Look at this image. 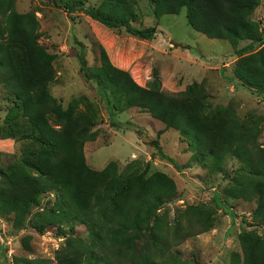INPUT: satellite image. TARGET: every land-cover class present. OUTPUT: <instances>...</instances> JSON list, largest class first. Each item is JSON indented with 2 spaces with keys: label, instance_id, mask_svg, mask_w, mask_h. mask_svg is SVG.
<instances>
[{
  "label": "trees",
  "instance_id": "trees-1",
  "mask_svg": "<svg viewBox=\"0 0 264 264\" xmlns=\"http://www.w3.org/2000/svg\"><path fill=\"white\" fill-rule=\"evenodd\" d=\"M12 0H0L4 32H0V82L15 99L18 115L30 128L20 137L35 142L33 152H22L0 168V216L11 214V224L26 223L36 232L48 225L65 224L73 230L76 223L86 229L85 238L68 234L54 250V264H190L171 254L170 248L203 233L215 225V208L203 204L184 206L167 223L163 207L176 198L173 180L163 172L149 173V163L131 160L121 168L109 159L95 169L88 166L83 141L95 135L92 126L98 117L96 107L84 96L72 98L65 107L50 94L53 78L52 54L37 42V21L33 12H16ZM69 12L63 0H50ZM153 15L177 12L171 3L185 6L189 27L208 38L227 40L235 49L232 74L237 83L264 101V44L256 52L245 49L261 42L257 23L251 13L256 0H147ZM130 0H102L88 6L86 14L106 26H123L130 34L146 40L156 32L154 26L132 25ZM79 69L91 79L107 118L115 128H130L113 119L116 111L138 106L150 117L173 128L186 141L189 162L223 173L227 185L222 195L214 192V206L224 208L222 197L254 203L251 220L264 213V150L257 143V129L244 126L231 108L211 104L202 82H193L176 93L160 89L159 73L154 69L149 80L139 85L129 71L113 65L103 48L95 72H87L84 48L78 44ZM106 89L111 99L105 92ZM79 104L81 106H79ZM154 156L166 160L181 172L183 166L161 152L151 141ZM228 158L240 165L234 174L224 172ZM54 192L53 200L27 219L40 195ZM213 206V207H214ZM233 216V214H230ZM241 226L238 234L240 255L231 252L230 264H264V236L252 224ZM29 234L20 244L31 251ZM15 264H50L46 257L15 256ZM192 264H198L197 261Z\"/></svg>",
  "mask_w": 264,
  "mask_h": 264
},
{
  "label": "rangeland",
  "instance_id": "rangeland-1",
  "mask_svg": "<svg viewBox=\"0 0 264 264\" xmlns=\"http://www.w3.org/2000/svg\"><path fill=\"white\" fill-rule=\"evenodd\" d=\"M69 5V12L54 5L50 0H12L16 12H33L37 21V42L52 54L53 78L48 84L50 94L65 107L72 98L84 96L96 107L98 117L92 129L93 137L83 141V154L88 166L99 169L109 159L121 168L131 160L149 163V173L163 172L170 177L177 191L176 198L167 202V223H172L173 213L184 206L203 204L205 208H215L213 228L184 239L170 248V253L192 264H230L231 252L240 253L238 234L242 220L264 236V213L251 220L249 212L255 204L243 200L224 199V208L214 206L212 195L227 185L223 173L213 172L208 166L190 163V152L186 141L173 128L163 124L138 106H129L116 111L114 120L130 128H115L107 118L103 103L95 92L91 79L85 78L79 69L76 56L78 44L84 48L87 72H95L99 64V51L103 48L109 61L115 66L129 71L131 77L143 86L156 69L159 73L160 89L176 93L193 82H202L211 104L231 108L243 127L257 129V143L264 150V101L251 94L235 80L232 71L236 59L235 49L245 47L250 40H241L233 48L225 39L208 38L203 33L192 30L186 23L185 6L176 1L171 5L177 12L153 15V6L147 0H130L133 10L130 23L140 28L154 26L152 39H140L123 26H106L85 12L88 6L97 7L102 0H63ZM257 5L250 19L257 23L261 42L246 48V53H254L264 44V0H256ZM3 16L0 13V32H4ZM111 99L110 93L104 89ZM15 99L0 82V168L17 158L22 152H33L36 144L30 138L20 137L30 128L25 117L18 115ZM79 106H81L79 104ZM146 135L149 141H142ZM157 141L161 152L183 166L177 171L171 163L150 158L154 152L151 141ZM240 163L228 158L224 172L232 175ZM54 192L45 191L40 195L38 205H33L27 219L41 208H46L53 200ZM214 206V207H213ZM230 214H233L231 216ZM11 214L0 216V264H15V256L46 257L54 264V250L63 245L65 237L73 235L85 238L83 224L76 223L73 230L61 223L45 226L38 233L26 223L13 226ZM251 229V228H249ZM29 234L31 251L20 244V237ZM240 255V254H239Z\"/></svg>",
  "mask_w": 264,
  "mask_h": 264
},
{
  "label": "water",
  "instance_id": "water-1",
  "mask_svg": "<svg viewBox=\"0 0 264 264\" xmlns=\"http://www.w3.org/2000/svg\"><path fill=\"white\" fill-rule=\"evenodd\" d=\"M141 139H142V141H149V139L146 137V135H143Z\"/></svg>",
  "mask_w": 264,
  "mask_h": 264
},
{
  "label": "crops",
  "instance_id": "crops-1",
  "mask_svg": "<svg viewBox=\"0 0 264 264\" xmlns=\"http://www.w3.org/2000/svg\"><path fill=\"white\" fill-rule=\"evenodd\" d=\"M118 67H121V66H118Z\"/></svg>",
  "mask_w": 264,
  "mask_h": 264
}]
</instances>
